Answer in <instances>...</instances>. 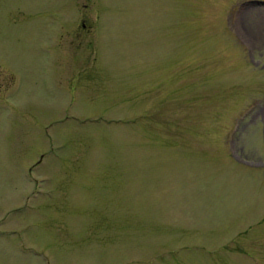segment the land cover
I'll list each match as a JSON object with an SVG mask.
<instances>
[{
  "label": "rangeland",
  "instance_id": "1",
  "mask_svg": "<svg viewBox=\"0 0 264 264\" xmlns=\"http://www.w3.org/2000/svg\"><path fill=\"white\" fill-rule=\"evenodd\" d=\"M0 5V264H264V0Z\"/></svg>",
  "mask_w": 264,
  "mask_h": 264
},
{
  "label": "flooded vegetation",
  "instance_id": "2",
  "mask_svg": "<svg viewBox=\"0 0 264 264\" xmlns=\"http://www.w3.org/2000/svg\"><path fill=\"white\" fill-rule=\"evenodd\" d=\"M1 7V5H0ZM80 23L82 26H84V19L82 18L80 20ZM2 18H0V28H2ZM4 66H3V59H2V56L0 55V102L3 101L6 96H5V93L10 91L11 89H13V85H14V77L13 75L11 76V79L9 81V83L7 85L4 86V82H3V77H2V74H3V69Z\"/></svg>",
  "mask_w": 264,
  "mask_h": 264
}]
</instances>
